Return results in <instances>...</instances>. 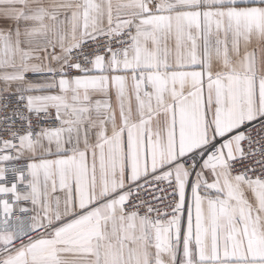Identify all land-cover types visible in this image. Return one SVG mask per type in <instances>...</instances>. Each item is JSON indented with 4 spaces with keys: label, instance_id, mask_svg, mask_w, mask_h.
<instances>
[{
    "label": "snow or ice",
    "instance_id": "6c2138e0",
    "mask_svg": "<svg viewBox=\"0 0 264 264\" xmlns=\"http://www.w3.org/2000/svg\"><path fill=\"white\" fill-rule=\"evenodd\" d=\"M0 264H264V0H0Z\"/></svg>",
    "mask_w": 264,
    "mask_h": 264
}]
</instances>
